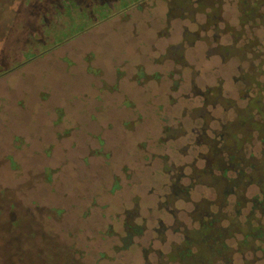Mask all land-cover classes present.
<instances>
[{"label": "rangeland", "instance_id": "obj_1", "mask_svg": "<svg viewBox=\"0 0 264 264\" xmlns=\"http://www.w3.org/2000/svg\"><path fill=\"white\" fill-rule=\"evenodd\" d=\"M203 1L204 8L191 10L171 6L172 0H0V264H178L168 262L167 254L182 243L183 230L196 227L191 213L210 192L191 178L203 165L201 136L233 117L232 108L206 106L202 91L218 86L224 97H239L238 58L224 60L214 48L232 42L228 27L240 30L241 0ZM250 4L264 13L263 4ZM243 30L246 38L260 40L264 24ZM67 56L78 64L94 57L104 72L128 77L141 66L158 78L133 96L140 145L132 159L119 160L134 172L132 185L115 197L107 194L109 187L98 197L90 186L85 204L69 193L70 203L59 205L63 213L54 209L46 217L41 192L32 188L23 197L19 139L27 134L35 147L30 136L36 126H30L41 99L53 85L75 79L73 68L63 74L54 69H66L61 62ZM104 179L110 186L112 175ZM174 192L181 198L173 200ZM93 199L116 204L107 214L136 205L140 234L131 246L107 234L108 219L89 209Z\"/></svg>", "mask_w": 264, "mask_h": 264}, {"label": "trees", "instance_id": "obj_2", "mask_svg": "<svg viewBox=\"0 0 264 264\" xmlns=\"http://www.w3.org/2000/svg\"><path fill=\"white\" fill-rule=\"evenodd\" d=\"M172 1L171 6L186 5L191 10L193 5L200 10L206 6L203 0ZM251 2L264 5V0H241L240 30L228 27L232 42L214 48L224 60L234 56L245 63V67L238 65L234 77L239 97H224L218 86L202 91L206 106L232 108L233 117L219 121L210 135L201 136L203 165L191 178L210 192L196 202L191 213L196 227L183 230V241L167 254L168 262L264 261V32L259 40L257 36L246 38L243 30L246 25L264 24V13L254 11ZM241 39L244 43L239 45ZM169 195L177 200L182 193Z\"/></svg>", "mask_w": 264, "mask_h": 264}, {"label": "flooded vegetation", "instance_id": "obj_3", "mask_svg": "<svg viewBox=\"0 0 264 264\" xmlns=\"http://www.w3.org/2000/svg\"><path fill=\"white\" fill-rule=\"evenodd\" d=\"M113 16L114 14L111 17ZM91 27L88 28L91 29ZM91 51L90 54H93ZM67 60L69 61L62 60L61 62L67 66L66 69L57 65L54 69H58L63 74L67 68H73L77 71L74 72L73 78L75 79L69 82V76L60 84L53 85L51 95L58 96L61 93L70 92V95L75 97L80 92L79 88H83L81 102L85 103L86 122L81 124L73 116L66 117L63 109H56L54 119L49 120L44 129L45 134L51 135L49 143L43 141L42 132L40 128L35 127V122L30 126L35 127L34 135L30 136L32 140H35V147H32L31 143L26 140L27 134L19 139L22 156V185L25 189L23 197L27 198V191L32 188L34 192L37 190L41 192L42 197L38 201L42 203L44 201V204H41L43 207L41 215L46 217H49L54 209L58 214L63 213L65 208L60 209L59 205L67 206L70 203L69 193L76 192V202L85 204L90 186L97 190L98 197L99 194L106 193L107 187H109L107 194L115 197L124 188L132 185L130 179L134 172L127 164L119 160H122L120 157L123 155L132 159L131 156L137 154L140 145L136 130L140 122L139 102L133 96L138 88L148 85L155 79L154 77L158 78V75L147 74L141 66L138 67L135 75L128 77L118 72H104L101 66H96L94 57L83 58L82 64L75 63V59L68 56ZM81 69L85 72L78 75ZM80 76L83 82L79 81ZM63 79L61 77L60 81ZM66 82L68 85L64 87ZM119 83L122 85L120 86ZM47 97L49 95L41 101ZM31 113L34 112L31 111ZM34 114L38 115L37 111ZM50 115L49 112L45 113L48 118ZM169 129L170 126H165L164 133L169 132ZM79 134L84 135L81 141L71 140L67 144L63 141L77 137ZM141 145L145 146L144 143ZM55 150L60 152L59 159L55 158ZM32 158L34 163L31 162ZM107 172L112 175L110 186L105 184L104 175ZM30 178L33 184L29 181ZM42 192L48 194L49 198H44L48 201L43 199ZM91 203L92 206L89 209L98 208L100 210L98 216L102 220L108 219L107 234L122 242L125 247L131 246L134 238L140 234L136 205L125 206L121 210H112L107 214L105 212L115 209L116 204L111 207V202H107L99 206L96 199H93ZM26 217H29L28 214Z\"/></svg>", "mask_w": 264, "mask_h": 264}, {"label": "crops", "instance_id": "obj_4", "mask_svg": "<svg viewBox=\"0 0 264 264\" xmlns=\"http://www.w3.org/2000/svg\"><path fill=\"white\" fill-rule=\"evenodd\" d=\"M78 74L81 75L80 72H78ZM79 81L83 82V78L81 76L79 77ZM79 91L80 92L75 97H72V95H70V92H64L58 96L52 94L49 97H47L45 100L41 101L40 108L37 109V111H38L37 112L38 113L37 118L38 119L35 122V126L40 128V131L42 132V135L44 137L43 141L45 143L50 142L51 136L45 134L44 129H45V126L48 125L49 120L54 119V113H55L56 109H63L66 117L73 116L76 118L77 121L81 122V124H84L86 122V117L84 116L85 103L81 102V99L83 96V93H82L83 88H79ZM48 112L51 114L50 118L45 116V113H48ZM35 136L37 137V134ZM72 136H74V135H72ZM83 138H84V135L79 134L77 137H71V138L65 139L63 141L66 142V144H67V142H70L71 140L79 139L81 141ZM80 141H78V142H80ZM34 142H35V140H34ZM54 154H56L55 158H57V159L60 158V157H58L60 155V152L58 150H55Z\"/></svg>", "mask_w": 264, "mask_h": 264}]
</instances>
